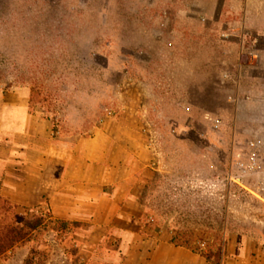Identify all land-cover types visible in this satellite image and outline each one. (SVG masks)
Wrapping results in <instances>:
<instances>
[{
    "label": "rangeland",
    "instance_id": "rangeland-1",
    "mask_svg": "<svg viewBox=\"0 0 264 264\" xmlns=\"http://www.w3.org/2000/svg\"><path fill=\"white\" fill-rule=\"evenodd\" d=\"M263 122L264 0H0V195L8 162L56 148L79 174L85 161L132 167L145 210L135 229L42 233L0 264L32 248L38 264H152L156 242L193 264L210 251L264 264V205L229 178Z\"/></svg>",
    "mask_w": 264,
    "mask_h": 264
},
{
    "label": "crops",
    "instance_id": "crops-1",
    "mask_svg": "<svg viewBox=\"0 0 264 264\" xmlns=\"http://www.w3.org/2000/svg\"><path fill=\"white\" fill-rule=\"evenodd\" d=\"M251 13L248 10L247 16ZM244 56L248 57V61L253 58L252 53L241 54V62H244ZM234 75L232 76L234 80L240 79V74ZM223 76L229 77V74L226 72ZM229 96L236 97L234 94ZM46 150L49 153L44 151L42 160L39 161L27 160L23 157L8 162L9 169L2 188L4 195L22 206L46 205L54 216L71 221H91L105 228L119 225L135 229L140 225L145 212L142 203L143 187L132 167L126 165L115 167L85 161L79 174L74 171L72 160L64 158V155L57 151L58 149ZM244 154L245 152L233 154L229 178L231 182L250 192L247 187L256 189L258 186L259 178L256 175L243 177L242 184L231 179L240 173L234 161L239 155ZM94 169H98L100 175L94 176L92 173ZM248 180L254 183L250 184ZM121 183L124 186L117 187ZM111 186L115 187L106 189ZM261 204L264 205L262 202ZM154 246L151 253L154 257L152 264H157L154 262L155 258L162 257L165 251L168 252L165 264H184L185 259L188 264H193L198 257L182 248L165 247L163 243L156 242ZM178 253L185 258L175 259ZM202 259L206 261L204 257Z\"/></svg>",
    "mask_w": 264,
    "mask_h": 264
},
{
    "label": "trees",
    "instance_id": "trees-1",
    "mask_svg": "<svg viewBox=\"0 0 264 264\" xmlns=\"http://www.w3.org/2000/svg\"><path fill=\"white\" fill-rule=\"evenodd\" d=\"M34 88L30 97V105L33 101ZM19 205L7 196L0 195V258L4 261L9 259L8 252L19 243H31L45 232H54L58 237H72L80 223L49 214L48 219L31 220L16 214ZM9 217V218H8ZM106 241L104 240V243ZM101 246V245H100ZM37 248H32L24 264H38L37 259L45 255ZM208 264H221V251H210L202 254Z\"/></svg>",
    "mask_w": 264,
    "mask_h": 264
},
{
    "label": "built area",
    "instance_id": "built-area-1",
    "mask_svg": "<svg viewBox=\"0 0 264 264\" xmlns=\"http://www.w3.org/2000/svg\"><path fill=\"white\" fill-rule=\"evenodd\" d=\"M229 100L237 101V98L229 96ZM246 149L245 154L239 155L234 161L235 167L240 173L231 179L242 184L243 177L256 175L259 178L257 188L247 187L246 189L264 204V122L260 131L252 133L251 138L247 141Z\"/></svg>",
    "mask_w": 264,
    "mask_h": 264
}]
</instances>
